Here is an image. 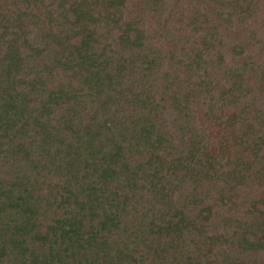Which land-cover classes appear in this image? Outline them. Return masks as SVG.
<instances>
[{
	"label": "trees",
	"instance_id": "obj_1",
	"mask_svg": "<svg viewBox=\"0 0 264 264\" xmlns=\"http://www.w3.org/2000/svg\"><path fill=\"white\" fill-rule=\"evenodd\" d=\"M0 264H264V0H0Z\"/></svg>",
	"mask_w": 264,
	"mask_h": 264
},
{
	"label": "rangeland",
	"instance_id": "obj_2",
	"mask_svg": "<svg viewBox=\"0 0 264 264\" xmlns=\"http://www.w3.org/2000/svg\"><path fill=\"white\" fill-rule=\"evenodd\" d=\"M213 138H215L214 140H216V139H217V135H216V133H214V134H213ZM210 148H212V149H213V146L211 145V147H210ZM212 149H211V150H212Z\"/></svg>",
	"mask_w": 264,
	"mask_h": 264
}]
</instances>
